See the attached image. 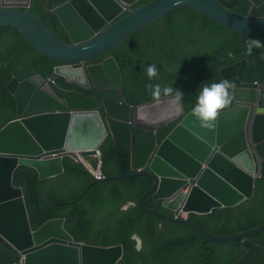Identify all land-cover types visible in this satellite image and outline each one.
<instances>
[{
    "label": "water",
    "instance_id": "1",
    "mask_svg": "<svg viewBox=\"0 0 264 264\" xmlns=\"http://www.w3.org/2000/svg\"><path fill=\"white\" fill-rule=\"evenodd\" d=\"M139 1L47 0L45 10L58 16L69 37L67 43L33 14L34 0H0V29L16 27L39 52L58 63L44 77L35 70L26 47H21L5 64L11 75L6 89L16 100V118L0 129V238L16 251L15 264H118L124 254L122 244L78 242L65 229L66 218L49 219L34 230L23 189L13 182L21 166L35 169L40 180L58 177L64 173L66 157L87 162L98 171L100 147L110 136L116 145L130 149L133 172L94 179L89 187L149 176L152 187L123 210L137 206L142 213L190 226L205 238L203 243L242 241L245 252L234 264H264V246L252 239L264 232V225L215 236L189 218L241 205L255 197L257 182L264 178V85L244 82L251 58L219 70L223 80L234 82L233 105L221 112L212 130L200 127L175 95L137 106L127 103L115 58L102 59L131 34L181 8L196 10L241 34L244 50L248 36L264 34V0H245L243 13L234 11L242 0H153L135 8ZM109 60L118 69L126 108L109 101L107 90L94 81L91 69ZM59 79L83 90L93 89L100 98L62 88ZM165 98L177 100L175 118L156 128L138 122L139 108ZM171 125L174 128L161 141L159 131ZM144 137L148 147L139 163ZM149 196L171 214L144 208ZM133 238L141 249L142 240Z\"/></svg>",
    "mask_w": 264,
    "mask_h": 264
},
{
    "label": "trees",
    "instance_id": "2",
    "mask_svg": "<svg viewBox=\"0 0 264 264\" xmlns=\"http://www.w3.org/2000/svg\"><path fill=\"white\" fill-rule=\"evenodd\" d=\"M151 1L140 0L135 8ZM46 2L34 0L33 14L69 43L58 16L45 10ZM243 7L245 0L234 11L243 13ZM252 38L264 43V34L250 35L246 41ZM21 47H26L35 70L44 77L58 65L39 52L16 27L0 29V129L16 118V100L6 89L11 75L5 64ZM242 47L241 34L196 10L181 8L131 34L114 50L102 55V59L115 58L127 103L137 106L153 101L147 85L159 84L161 89L167 86L179 89L183 93L184 110L189 112L195 106L200 88L222 81L219 70L242 59L251 57L244 81L264 85V47L253 48L251 55ZM151 64L156 65L158 74L149 80L146 68ZM57 83L88 96L95 92L67 84L63 79ZM160 97H164L163 93ZM232 105L233 100L226 109ZM173 127L161 129L159 139L163 140ZM100 152L105 177L132 173L129 148L116 145L109 136ZM64 168L62 175L46 180H40L37 171L27 166L19 167L14 175V185L23 189L34 230L49 219L66 218L65 229L78 242L100 246L122 244L124 254L118 264H234L245 252L242 241L203 243L205 238L190 226L142 213L137 206L123 210L130 202L136 204L152 187L153 179L149 176L104 181L89 187L94 178L83 164L66 157ZM143 207L170 214L151 196L145 199ZM190 220L215 236L239 234L264 225V178L258 180L254 198L237 207L215 209L207 215L191 214ZM134 235L142 240L140 250L132 238ZM252 239L264 246V232ZM15 255L12 246L0 238V264L17 263Z\"/></svg>",
    "mask_w": 264,
    "mask_h": 264
},
{
    "label": "clouds",
    "instance_id": "3",
    "mask_svg": "<svg viewBox=\"0 0 264 264\" xmlns=\"http://www.w3.org/2000/svg\"><path fill=\"white\" fill-rule=\"evenodd\" d=\"M261 19H264V18H261ZM262 47H264V43H262L259 39H253L252 38V39H249L246 41V47L245 48H246L249 55L252 54L253 48H262ZM146 73H147L149 80L156 77L158 74V69H157L156 65L155 64L149 65L146 68ZM256 83H258V82H256ZM147 87L150 90L151 95L154 99H159L162 93L164 96L175 95L176 98H179V99L183 98V93L179 89H176V88H173L170 86H167V87H164L163 89H161V86L159 84H156V85L148 84ZM232 87H234V82L225 79V80H222L218 83H211L210 85L204 84L203 87L200 88L198 95H197L195 106L192 108V111H191L192 116L195 118L194 121L198 122L200 127L205 128V129H209V130H212L216 127V123H217V119H218L219 115L221 114V112L224 109L230 107V105L232 103V94L230 92V89ZM98 97L100 98V96H98ZM70 158H72V157H70ZM73 160H75V159H73ZM81 164L84 165V167L89 171V173L93 176L94 179H101L104 176L102 171H101V163H99V167H98L99 170L98 171H95L92 168V166L87 162H84ZM158 212H160V211H158ZM161 213H163V212H161ZM170 214H171V212H170ZM170 214H166V215H170ZM183 216H186V214H183ZM136 236H138V235H136ZM133 239H135V238H133ZM138 250H140V249H138Z\"/></svg>",
    "mask_w": 264,
    "mask_h": 264
},
{
    "label": "bare ground",
    "instance_id": "4",
    "mask_svg": "<svg viewBox=\"0 0 264 264\" xmlns=\"http://www.w3.org/2000/svg\"><path fill=\"white\" fill-rule=\"evenodd\" d=\"M92 75L97 86L107 90L109 101L115 102L118 107L126 108L125 102L120 95V76L116 65L109 60L104 66L92 68ZM179 105L175 98H165L153 105L144 106L137 110V120L148 128L163 126L168 120L175 118L179 113ZM148 147L147 139L144 137L141 152L137 154L138 162L143 160V152Z\"/></svg>",
    "mask_w": 264,
    "mask_h": 264
},
{
    "label": "flooded vegetation",
    "instance_id": "5",
    "mask_svg": "<svg viewBox=\"0 0 264 264\" xmlns=\"http://www.w3.org/2000/svg\"><path fill=\"white\" fill-rule=\"evenodd\" d=\"M91 62H93V61H90L89 63H91ZM93 95H95V96H99L96 92H94Z\"/></svg>",
    "mask_w": 264,
    "mask_h": 264
},
{
    "label": "built area",
    "instance_id": "6",
    "mask_svg": "<svg viewBox=\"0 0 264 264\" xmlns=\"http://www.w3.org/2000/svg\"><path fill=\"white\" fill-rule=\"evenodd\" d=\"M98 177V176H97Z\"/></svg>",
    "mask_w": 264,
    "mask_h": 264
}]
</instances>
